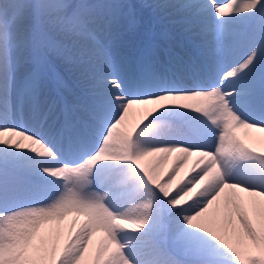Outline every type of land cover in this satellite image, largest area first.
<instances>
[{
  "label": "snow or ice",
  "instance_id": "snow-or-ice-1",
  "mask_svg": "<svg viewBox=\"0 0 264 264\" xmlns=\"http://www.w3.org/2000/svg\"><path fill=\"white\" fill-rule=\"evenodd\" d=\"M147 7L0 0V264H264V0Z\"/></svg>",
  "mask_w": 264,
  "mask_h": 264
},
{
  "label": "bare ground",
  "instance_id": "bare-ground-1",
  "mask_svg": "<svg viewBox=\"0 0 264 264\" xmlns=\"http://www.w3.org/2000/svg\"><path fill=\"white\" fill-rule=\"evenodd\" d=\"M132 1H133L132 3L135 4L136 11H138L140 16H142L143 14H145L147 16V18H151L154 16V10L151 8H148L147 5L155 2L156 0H132ZM73 2L74 3L78 2V0H74ZM120 2L128 3L127 1L123 2V0H120ZM161 2H164V0L163 1L161 0ZM168 2L174 3V4L175 3L183 4V3L193 2V0H168ZM194 2L199 3V4H203V3H206L207 0H194ZM218 2H221L223 4H227L229 2V0H218ZM140 7L142 10V15L140 14V11H139ZM211 11H214V9ZM164 15L167 18L166 23H167V27L169 30V34L177 42L176 50L181 52L182 48L186 47L189 50L188 52L190 53V55L193 56V58H194V55H196V49L195 48H196V45L199 43V40H200V36L196 35L195 33L199 32L202 25L206 21L211 19L210 11H201L199 9H184V8L169 9L164 13ZM172 26L175 28L176 27L177 28L187 27L188 30L186 32H189V34H190L189 38H191V40L194 42L191 44H193V46L195 48H190L189 45H187L190 42H188L184 37L180 38V36L173 33L172 31H170V27L172 28ZM177 30H179V29H177ZM181 39H184L185 43H187V44L182 46L181 44L184 42H182ZM112 50H113V53L116 55L123 54L124 50L120 47L119 39H117L114 42V44L112 46ZM68 79H69V81H72L73 90L76 91L78 94L81 93L84 86L82 84L81 85L76 84L75 74L69 72ZM141 112H142L141 106H134L133 109L130 111L129 121H134L136 119H139ZM21 124L24 125L25 127H28V128H33L35 126L32 122L26 121L20 117L10 118V120L8 122L9 126L21 125ZM234 132L238 138L244 140L246 143L258 144L262 139H264V132H259L255 129H251V128L237 127L234 129ZM12 139L13 140L19 139V137L13 136ZM23 142L29 143L28 141H23ZM31 147L32 148H38L39 146L38 145H31ZM170 162H171V160H169V163ZM165 167H167V164L165 165ZM69 219H71V217ZM84 219H85V217H83V216L78 217V221H82ZM61 227L63 229L64 234H66L70 226L65 221ZM100 235H101L100 233H97L95 238L98 239Z\"/></svg>",
  "mask_w": 264,
  "mask_h": 264
},
{
  "label": "rangeland",
  "instance_id": "rangeland-1",
  "mask_svg": "<svg viewBox=\"0 0 264 264\" xmlns=\"http://www.w3.org/2000/svg\"><path fill=\"white\" fill-rule=\"evenodd\" d=\"M74 0H69V2H72V3H74L73 2ZM124 1H127L128 3H130V4H133L132 2V0H123V2ZM163 1V0H162ZM155 2H161V0H156ZM224 2V1H223ZM154 3V2H153ZM221 3V2H220ZM133 5H135V4H133ZM139 11H140V14L142 15V10H141V7L139 8ZM138 12V11H137ZM145 19H148L147 18V16L145 15V14H143L142 15ZM177 29H179V30H177ZM183 29V30H182ZM188 30V28L187 27H180V28H174L173 26H172V28L170 27V31H172L173 33H175L176 34V32L175 31H177L178 33H177V35L178 36H180V38L182 37V35H184V36H186L187 37V34H189V32H186ZM182 34V35H181ZM196 35H199V32H196L195 33ZM182 40V42H184V43H182L181 45L182 46H184V45H186L187 43H185V41H184V39H181ZM187 45H189L190 46V48H194L190 43L189 44H187ZM181 48V47H180ZM179 48V49H180ZM185 50H183V52H181L182 54H185V53H187V54H185V55H190V53L188 52L189 50L186 48V47H183Z\"/></svg>",
  "mask_w": 264,
  "mask_h": 264
}]
</instances>
